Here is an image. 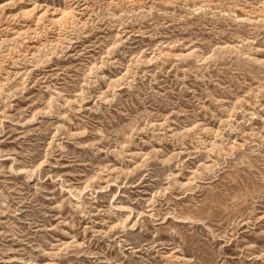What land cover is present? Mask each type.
<instances>
[{
    "label": "rangeland",
    "instance_id": "374dc122",
    "mask_svg": "<svg viewBox=\"0 0 264 264\" xmlns=\"http://www.w3.org/2000/svg\"><path fill=\"white\" fill-rule=\"evenodd\" d=\"M0 264H264V0H0Z\"/></svg>",
    "mask_w": 264,
    "mask_h": 264
},
{
    "label": "bare ground",
    "instance_id": "6f19581e",
    "mask_svg": "<svg viewBox=\"0 0 264 264\" xmlns=\"http://www.w3.org/2000/svg\"><path fill=\"white\" fill-rule=\"evenodd\" d=\"M29 10L26 8L23 10L24 13L28 12ZM67 14V13H66ZM66 15L64 14L61 18L57 19V21H60L62 18H64ZM55 20V19H54Z\"/></svg>",
    "mask_w": 264,
    "mask_h": 264
}]
</instances>
